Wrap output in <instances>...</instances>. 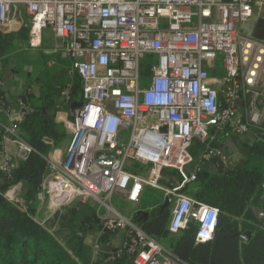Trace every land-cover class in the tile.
I'll use <instances>...</instances> for the list:
<instances>
[{
    "label": "built area",
    "instance_id": "built-area-1",
    "mask_svg": "<svg viewBox=\"0 0 264 264\" xmlns=\"http://www.w3.org/2000/svg\"><path fill=\"white\" fill-rule=\"evenodd\" d=\"M257 1L0 0V28L24 9L32 43L39 44L51 28L60 56L71 61V74L82 80L81 105L67 121L71 139L63 156L48 158L49 173L38 199L48 200L53 212L77 198L101 202L110 212L102 218L101 234L127 228L129 237L113 251L132 256L134 264L181 260L110 205L117 191L135 203L147 187L163 191L176 200L170 231L197 223L196 240H212L220 209L182 192L201 171L186 174L184 168L193 160L189 148L194 140L206 146L207 156L225 159L215 145L219 134L253 128L264 133V40L240 31ZM220 55L224 76L217 89L210 70ZM147 56H156V63H150L144 77ZM63 95L70 100V89ZM1 126L0 169L11 176L36 150L17 123ZM122 134L128 137L120 146ZM8 143L17 146L16 155ZM130 163L143 170L133 171ZM165 168L180 171L182 180L163 185ZM20 184L6 195L21 204L24 200L16 195ZM94 249L100 251L97 241Z\"/></svg>",
    "mask_w": 264,
    "mask_h": 264
},
{
    "label": "trees",
    "instance_id": "trees-1",
    "mask_svg": "<svg viewBox=\"0 0 264 264\" xmlns=\"http://www.w3.org/2000/svg\"><path fill=\"white\" fill-rule=\"evenodd\" d=\"M27 27L30 30V26ZM27 39V32L22 36L5 35L0 30L2 71L14 56H18ZM57 56L59 62L66 61L69 67L71 61L63 59L59 53ZM47 58L42 53L40 58L35 57L36 63L32 62L41 64L40 71L33 78L39 79L41 92L36 98L38 101L32 103L21 118L10 119L2 113L5 91L0 88V153L4 133L1 124L10 122L19 125L21 135L36 150L19 163L11 176L0 169V264H134L132 256L114 254L108 233L99 238L100 251L95 253L88 235L91 231L98 233L102 228L98 213L78 220L72 210L70 215L61 218L59 231L55 232L35 217V203L49 173L48 158L69 134L56 122L52 113L62 90L52 82L53 64L50 56ZM20 67L16 70L21 72ZM142 74L144 77L150 74L149 65L142 68ZM81 91L82 80L75 75L71 96L81 102ZM247 147L249 151L244 167L214 175L201 173L196 181L185 187L190 195L220 209L219 225L212 240H196L197 223H192L182 232L172 233L169 229L172 211L165 205L167 199L162 194L150 200V190L142 196L141 208L133 218L134 222L141 224L148 235L170 249L181 264H264V221L255 212V208L264 210V140L252 141ZM17 183L22 185L19 196L28 209H23L20 203L6 195ZM57 218L58 215L55 220ZM231 229L251 231L252 236L246 242L240 236H234ZM62 234L63 238L60 237Z\"/></svg>",
    "mask_w": 264,
    "mask_h": 264
},
{
    "label": "crops",
    "instance_id": "crops-1",
    "mask_svg": "<svg viewBox=\"0 0 264 264\" xmlns=\"http://www.w3.org/2000/svg\"><path fill=\"white\" fill-rule=\"evenodd\" d=\"M263 4H264V0H258L254 5L255 6L254 13H256L258 11L259 7ZM24 13H25L24 9L19 10L18 13L13 16V18L11 19V21L9 22L8 25L4 26L3 28H0L1 32L5 35L13 34L14 32H16L21 27V22H22L19 16H22V15L24 16ZM242 26H243V24L240 25V31L242 33H244L242 31ZM63 59H65L67 61L69 60L66 58H63ZM11 68L13 69V67H11ZM57 68H58V71H60L61 73H64L65 75H67L69 73H70V75H72L70 72L71 62H70L69 67L66 64V61H62V63L59 62ZM6 69L7 68H5L3 70V73H2V68L0 65V88L5 91V101L2 102V106H3L2 113L6 114L8 117H10V119L16 120V119L21 118L24 115V113H26V109H29V106L32 103H36L38 101V100H36V98H39L38 96L41 92L40 86L38 84L39 79L37 78L36 80L34 79V81H33V78L36 75H33L31 71H21L20 72V70L15 71L13 69L14 71H11V73L9 75H6V73H7ZM212 71H217V73L212 74ZM210 72H211L210 83L213 86H215L217 89H220L221 88V80H222V77L224 76V73H222L221 71H219L215 68L211 69ZM52 82L60 90H62V88L65 85L62 82L55 83L54 80H52ZM65 90H67V89L65 88L64 90H62V95H63V92ZM71 91L72 90L70 89V100H68L66 98V96L63 95L62 96L63 99H62L61 104H60V102L57 101V104L53 108V112H52L54 114L56 122L60 126H61L60 123H63L64 127L67 129L69 134H70V127L68 125L67 120H70L72 115H71V111L65 110L64 107H65V105H67L71 109V106L73 104L76 106V105H78V103H80V100L78 101L77 99H75L74 97L71 96ZM60 101H61V98H60ZM211 131L213 132L214 129L211 128ZM251 134L255 135L257 137V139L256 140L252 139ZM263 134L264 133H261V131L256 129V128L251 129L250 132H247V133H237V132H233L229 129L226 132L219 134L218 135L219 136V143H216V144L214 143V144L216 146H219L220 148H222L223 151L225 152L226 158L225 159L222 158V160L225 162L226 166L228 167L227 170H225V171L221 170V172L218 170V168L212 162V158L217 157V156H207L205 154L206 146L203 145L202 143H200L198 140H194L192 145L189 148V151L193 157V160L185 166V168H184L185 173L191 174L199 167V168H201L199 175L201 173H205V172L214 175V174L225 173V172L232 170L236 167H244L247 164V160H246L247 154H248L247 145L250 144L252 141H259V138ZM195 141H197V143H194ZM7 148L9 150V152L12 153L13 155H16L18 153V148L13 143H8ZM242 161H246V164L244 166L241 165ZM133 165L134 164L130 163V167L133 168V171H142L143 170V168L138 167V165H134V166ZM228 165H231L232 168H230ZM169 169H171V170H169ZM182 178H183V176H182L180 171H178L176 169H172V168H165L163 170V177H162L161 182L163 185L173 186V185L178 184L182 180ZM193 182L194 181H192L190 183H193ZM190 183H188V184H190ZM188 184H186L185 187ZM185 187L182 189V192H184V193L188 194L189 196L195 198L194 196L190 195L187 191H185ZM149 189H150V187H147L145 189L144 193H146ZM157 190L162 192V194H164V197L166 199L168 198L163 191H161L159 189H157ZM144 193H143V195L145 196ZM115 194H118L122 198L129 201L127 199L126 193L124 191H117ZM113 196H112V198H113ZM112 198L110 199V202H111ZM195 199H197V198H195ZM129 202H131V201H129ZM131 203H133L135 207H139L138 210L141 208L140 202L139 203L131 202ZM110 205L116 209V207H114L111 203H110ZM85 208H87L86 211H87V213H89L87 216H92L95 213H98L101 220L103 217H105L106 215H108L110 213L107 207H106L107 210L104 214L99 213V211L97 212L95 210V208H96L95 203H93L92 205L87 204ZM136 213L137 212H134L130 218L127 216H125V217H127L129 219H133L135 217ZM171 219H172V215L170 218V222H171ZM169 225H170V223H169ZM174 234H176V233H174ZM128 237H129L128 229L127 228H119L116 231L111 232L110 241L112 243L110 245H112L114 249L120 248L124 245V243ZM165 249L173 257H177L176 255H174L171 252L170 249H167V248H165Z\"/></svg>",
    "mask_w": 264,
    "mask_h": 264
},
{
    "label": "rangeland",
    "instance_id": "rangeland-1",
    "mask_svg": "<svg viewBox=\"0 0 264 264\" xmlns=\"http://www.w3.org/2000/svg\"><path fill=\"white\" fill-rule=\"evenodd\" d=\"M255 8V6H254ZM256 10V9H255ZM21 19V27L14 32L13 34H19V35H28V39L27 42L24 45H21V49L19 50V54H17L18 56H14L11 61L10 64L6 67L8 70V74L6 73V75H9L11 73V71H16V68L20 67V65H22L20 67V69L22 71H31L33 75H37V73L40 71L39 70V65L41 66V64H34L36 63L37 59H35V57L40 58L42 53H44L46 59L47 55L50 56L51 62H52V66H53V80L55 83H60L62 82L64 85V87L62 88V90L66 89H71L74 86V82H75V76L67 74L65 75L64 73H61L60 71H58V63H59V58H58V50L56 49V44L58 43V40L56 39L54 32L52 31L51 28H46L44 30L43 33V37L42 40L39 42V44H33L32 43V39H31V30H28L29 26V20L28 17L26 16V14L24 13V16H19ZM29 31V32H28ZM56 55V56H55ZM20 57V59H19ZM27 60H31V62L26 61ZM34 60V63H32ZM151 62H155L156 63V56L151 57V56H147L142 60V68L147 67L148 65H150ZM13 67V69L11 68ZM219 71H221L222 73H224V58L223 56H219L218 58V67L215 68ZM3 73V71H2ZM217 71H212V74H216ZM34 81V79H33ZM69 84V85H68ZM63 96V95H62ZM59 96L57 98V101L62 102L63 97ZM61 98V101H60ZM64 102V101H63ZM260 104V102H258ZM65 110L70 111V107L65 105ZM241 114H245V110L241 111ZM68 121V120H67ZM61 126H64L63 123H60ZM67 124V123H66ZM69 136H67L62 143L60 144V147H56L53 149L50 157H59V156H63L68 142L71 139V135L68 134ZM194 143H197V141H195ZM171 170V169H169ZM19 184V183H17ZM44 185V183H43ZM152 188V187H150ZM22 189V185L20 184V186L18 187V190L16 191V195L18 196L20 193V190ZM150 193V200L153 199H157L159 197V195H162V192L158 191L157 189L151 190L149 189ZM85 202V203H84ZM93 203H95L96 208L95 210L101 214H104L107 210L106 206H104L101 202L99 201H95L92 198H88V199H84V198H77L76 200H74L71 203L65 204L64 206H62L61 208H59L56 211H52L49 207V201L48 200H39L35 203L36 206V219L39 220L41 223L47 225L50 227V229L52 231H59V222L61 221V218L64 215H70L72 213V210L74 211L75 214V218L78 220L83 219L84 217H86L89 213H87L86 209V205H92ZM114 207H116L117 210H119V212H121L124 216L127 217H131V215L134 212L138 211L139 207H135L133 203L127 201L126 199L122 198L120 195L115 194L110 202ZM21 205V207L23 209H28V205L26 203H21L19 204ZM173 204L169 205V208H172ZM58 215V218L55 220V216ZM106 233L101 234V230L99 233H96L95 231H91L88 235V241L91 244H95V242L97 241L100 244V239L102 235H104ZM109 235H111V233H108ZM61 238L64 237V234H62L60 236ZM96 238V239H95ZM98 239V240H97ZM112 242L109 241V244H111Z\"/></svg>",
    "mask_w": 264,
    "mask_h": 264
},
{
    "label": "water",
    "instance_id": "water-1",
    "mask_svg": "<svg viewBox=\"0 0 264 264\" xmlns=\"http://www.w3.org/2000/svg\"><path fill=\"white\" fill-rule=\"evenodd\" d=\"M242 31L246 35H250V36H253L255 38L264 40V4L259 7L258 11L256 13H254L253 16L249 20H247V21H245L243 23ZM6 72L8 73L7 69H6ZM78 105H81V103H78ZM74 109H75V105L73 104L71 106V109H70L71 115H73ZM28 111H29V109H26V112H28ZM127 137H128V134H122L120 136V139H119V145L120 146L124 145V142L127 139ZM251 137L254 140L257 139V137L255 135H253V134H251ZM259 140H264V134L259 138ZM248 151H249V149H247V152ZM108 155H111V154L99 153L100 157H105V156H108ZM212 162L214 163V165L218 168V170L220 172H221V170L225 171V170L228 169V167L226 166L225 162L220 157L212 158ZM245 164H246V161H242L241 162L242 166H244ZM228 166L230 168H232L231 165H228ZM167 199H168V201H167L166 204L168 205L171 202L172 198L168 197ZM255 212H256V215L258 216V218L261 221H264V210L261 209V208H255ZM146 215L148 216L149 213L146 212ZM231 232H232V234L234 236H240L246 242L249 241V239L252 236V232L251 231L242 232V231H240L238 229H231Z\"/></svg>",
    "mask_w": 264,
    "mask_h": 264
},
{
    "label": "flooded vegetation",
    "instance_id": "flooded-vegetation-1",
    "mask_svg": "<svg viewBox=\"0 0 264 264\" xmlns=\"http://www.w3.org/2000/svg\"><path fill=\"white\" fill-rule=\"evenodd\" d=\"M167 201H168V199H167ZM175 202H176V200L174 199V198H172V200H171V202L167 205V204H165V205H167V206H169L170 204H173L172 205V208H169V209H171V211L173 210V207H174V205H175ZM167 203V202H166Z\"/></svg>",
    "mask_w": 264,
    "mask_h": 264
}]
</instances>
